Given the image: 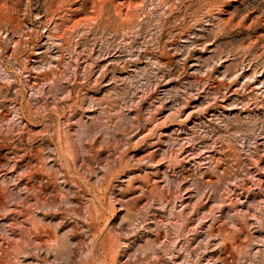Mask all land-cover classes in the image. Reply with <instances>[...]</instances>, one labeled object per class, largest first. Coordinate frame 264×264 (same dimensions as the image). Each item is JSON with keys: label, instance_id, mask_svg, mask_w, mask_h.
Here are the masks:
<instances>
[{"label": "rangeland", "instance_id": "1", "mask_svg": "<svg viewBox=\"0 0 264 264\" xmlns=\"http://www.w3.org/2000/svg\"><path fill=\"white\" fill-rule=\"evenodd\" d=\"M0 99V264H264V0H0Z\"/></svg>", "mask_w": 264, "mask_h": 264}, {"label": "bare ground", "instance_id": "2", "mask_svg": "<svg viewBox=\"0 0 264 264\" xmlns=\"http://www.w3.org/2000/svg\"><path fill=\"white\" fill-rule=\"evenodd\" d=\"M43 58H44V57H43ZM45 58H46V57H45ZM43 60H44V59H43ZM46 60H48V59H46ZM58 60H59V59H58ZM58 60H57V61H58ZM44 63H45V62H44ZM47 65H48V64H47ZM44 67H45V66H44ZM49 67H50V66H49ZM49 67H48V68H49ZM42 69H43V68H42ZM54 72H55V71H54ZM56 76H58V74H57ZM57 78H58V77H57ZM53 82H54V81H53ZM55 82H57V80H56ZM58 83H59V82H58ZM54 84H55V83H54ZM58 85H59V84H58ZM58 85H57V86H58ZM59 86H60V85H59ZM51 89H54L53 86H52ZM58 89H59V88H58ZM21 90H22V89H21ZM55 90H56V89H55ZM56 92H57V91H56ZM0 100H1V99H0ZM0 102H1V101H0ZM3 102H4V101H3ZM14 102H15V101H14ZM4 103H5V102H4ZM1 105H2V104H1ZM1 105H0V106H1ZM28 105H29V103H28ZM1 110H2V109H1ZM19 110H20V109H19ZM2 111H3V110H2ZM16 111H17V110H16ZM37 112H38V111H37ZM1 113H2V112H1ZM24 114H25V113H24ZM35 114H36V113H35ZM27 115H28V114H27ZM27 115H26V117H27ZM40 115H41V114H40ZM28 116H29V115H28ZM26 117H24V118H26ZM43 117H44V116H43ZM45 117H47V116H45ZM21 118H22V117H21ZM21 118H18V120L21 119ZM28 118H29V117H28ZM41 118H42V117H41ZM26 119H27V118H26ZM0 120H1V119H0ZM2 120H4V119H2ZM27 120H30V119H27ZM32 120H34V119H32ZM42 120H43V119H42ZM42 120H41V121H42ZM24 121H25V120H24ZM33 122H34V121H33ZM19 123H21V122H19ZM41 123H42V122H41ZM41 123H40V124H41ZM28 124H29V123H28ZM44 124H45V123H44ZM25 126H26V125H25ZM39 126H40V125H39ZM41 126H42V125H41ZM12 130H13V129H12ZM64 148H65V145H64ZM16 161H17V160H16ZM15 164H16V162H15ZM17 164H18V162H17ZM17 164H16V165H17ZM53 180H54V179H53ZM34 191H35V190H34ZM41 194H42V193H41ZM32 195H33V194H32ZM40 203H41V202H40ZM43 204H44V203H43ZM46 204H47V203H46ZM90 207H91V205H90ZM46 209H47V208H46ZM96 237H97V236H96ZM97 240H98V239H97ZM93 243H94V242H93ZM92 246H93V245H92ZM98 248H99V247H98ZM92 253H93V252H92ZM97 255H98V254H97ZM94 257H95V256H94Z\"/></svg>", "mask_w": 264, "mask_h": 264}]
</instances>
